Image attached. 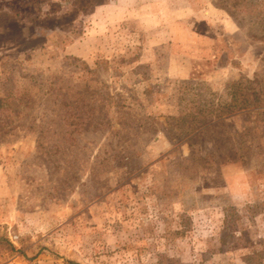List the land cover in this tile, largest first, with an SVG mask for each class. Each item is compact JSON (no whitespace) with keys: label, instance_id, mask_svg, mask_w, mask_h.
I'll return each instance as SVG.
<instances>
[{"label":"rangeland","instance_id":"obj_1","mask_svg":"<svg viewBox=\"0 0 264 264\" xmlns=\"http://www.w3.org/2000/svg\"><path fill=\"white\" fill-rule=\"evenodd\" d=\"M0 264H264V0H0Z\"/></svg>","mask_w":264,"mask_h":264},{"label":"built area","instance_id":"obj_2","mask_svg":"<svg viewBox=\"0 0 264 264\" xmlns=\"http://www.w3.org/2000/svg\"><path fill=\"white\" fill-rule=\"evenodd\" d=\"M18 238V236H15V239H17Z\"/></svg>","mask_w":264,"mask_h":264}]
</instances>
